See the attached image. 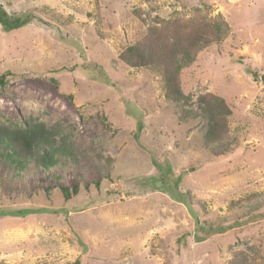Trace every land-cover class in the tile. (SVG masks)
I'll return each instance as SVG.
<instances>
[{
    "label": "rangeland",
    "instance_id": "1",
    "mask_svg": "<svg viewBox=\"0 0 264 264\" xmlns=\"http://www.w3.org/2000/svg\"><path fill=\"white\" fill-rule=\"evenodd\" d=\"M0 4L29 17L0 26V127L49 137L21 165L0 143V264H264V0ZM204 22L223 37L182 59ZM150 34L177 101L124 56ZM213 98L229 113L208 141Z\"/></svg>",
    "mask_w": 264,
    "mask_h": 264
},
{
    "label": "trees",
    "instance_id": "2",
    "mask_svg": "<svg viewBox=\"0 0 264 264\" xmlns=\"http://www.w3.org/2000/svg\"><path fill=\"white\" fill-rule=\"evenodd\" d=\"M29 20L26 14L9 15L0 4V26L3 29H12L25 24ZM222 22L217 24H211L204 22L201 25L200 30L188 41L189 46H192V52L185 51L182 54V59H190V55L201 49L204 45H207L211 39L220 40L223 37L224 29L222 28ZM211 37V38H209ZM157 41L161 39L155 34H150L149 37L137 42L130 46L124 56L128 58L127 63L133 66H147L154 65L158 67L162 75V89L165 97L172 101H177L182 96L178 88V84L174 78V73L171 71V65L173 63L172 53H167L163 46ZM177 70V69H176ZM255 77V73L253 72ZM4 75H0V84L4 83ZM264 81V76L261 77ZM214 105L210 104L206 112L209 120L210 127L206 133V139L214 140L218 137V130L220 126L226 125L227 115L229 109L226 107L224 101L220 98H213ZM141 122L138 120V129ZM223 127V126H222ZM137 137V134H136ZM7 143L10 151L6 152V156L11 158V161H16L21 165L22 161L34 154L37 147L49 143V137L43 126L40 124H34L29 127H18L15 129H8L6 127H0V143ZM54 148H50L48 151H42L38 160L42 165H49L53 159ZM165 176L164 174L160 175ZM164 191L171 194V196L180 200L181 198L176 194L175 188H172L169 178L163 180ZM59 191L64 200H69L72 196L76 195L79 191V185L75 184L72 187L59 186ZM202 229H208V232H220L224 227H218L213 224L202 225Z\"/></svg>",
    "mask_w": 264,
    "mask_h": 264
}]
</instances>
